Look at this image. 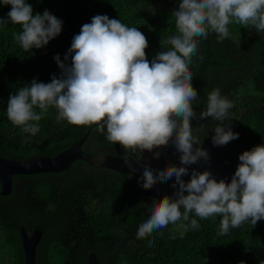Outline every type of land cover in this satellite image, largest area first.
<instances>
[{
  "label": "trees",
  "instance_id": "trees-1",
  "mask_svg": "<svg viewBox=\"0 0 264 264\" xmlns=\"http://www.w3.org/2000/svg\"><path fill=\"white\" fill-rule=\"evenodd\" d=\"M33 15L47 10L62 22L61 33L47 45L25 51L15 36L20 25L10 22L11 5L0 3V157L26 158L31 155L54 157L78 141L91 126L58 121V110L50 107L32 135L14 126L7 117L11 95L33 80L50 83L60 78L55 57L71 65L69 49L82 26L96 15L118 19L136 27L147 38L146 58L171 46L162 43L177 34L174 11L181 0H26ZM229 37L218 42L209 32L198 37V54L193 56L191 84L197 90L193 102L197 114L191 120L193 135L200 148L220 122L211 117L199 119L208 94L219 89L234 104L229 109L230 126L239 138L223 147H234L240 156L264 145V32L235 22L228 25ZM68 59H65V57ZM39 112V109H36ZM204 125L203 131L196 129ZM82 149L88 153L125 156V149L110 143L106 132L96 125ZM136 159L135 154H129ZM154 198L145 197L137 178L108 169H96L77 161L62 173L18 175L12 179V192L0 195V264H23L18 228L39 229L37 264H84L92 251L101 264H264V219L255 226L247 221L218 235L221 215L201 219L193 229L181 219L175 225L138 239L139 225L148 215ZM157 201V200H156ZM183 212V208H181ZM153 243L149 245V241ZM213 258L207 262V259Z\"/></svg>",
  "mask_w": 264,
  "mask_h": 264
},
{
  "label": "clouds",
  "instance_id": "clouds-1",
  "mask_svg": "<svg viewBox=\"0 0 264 264\" xmlns=\"http://www.w3.org/2000/svg\"><path fill=\"white\" fill-rule=\"evenodd\" d=\"M0 3L12 6L8 17L12 24L22 27L15 39L25 51L39 49L61 33L62 22L47 10L43 15H33L26 0ZM172 16L177 34L161 42L162 46L167 43L171 47L158 53L151 63L145 52L148 41L141 31L107 15L94 16L73 38L69 49L70 55L74 53L71 65L56 56L62 69L60 78L53 75L50 83L33 80L11 95L6 109L8 119L23 132L35 135L39 121L54 107L58 121L96 125L100 133L106 132L110 143H119L125 149L126 164L130 153L140 161L145 150L167 146L170 140L182 153L183 165L195 164L202 157L207 159L203 148L193 149L194 142L200 143V139L193 135L190 123L197 117L193 102L198 100V93L191 84L190 71L192 58L198 54L197 38L206 39L213 32L218 42H223L229 37L228 25L233 22L264 32V0H181L179 10ZM8 23L0 18V26ZM232 107L234 104L222 97L219 89L208 94L206 107L198 118L211 117L220 122L214 129V145H226L239 138L224 124ZM204 127L200 125L196 131H203ZM159 155L155 153L156 158ZM239 160L230 184L217 182L209 171L193 170L186 183L181 177L188 174L187 167L170 166L158 173L146 167L142 187L150 189L157 181L175 176L172 187L179 185L175 193L178 199L165 196L154 200L147 219L139 225L137 238L150 236L181 219L190 221L196 229L200 225L190 219L192 214L201 219L221 215L218 235H226L230 228H238L249 220L255 226L264 219V145L243 152ZM152 243L150 240L149 245Z\"/></svg>",
  "mask_w": 264,
  "mask_h": 264
},
{
  "label": "water",
  "instance_id": "water-1",
  "mask_svg": "<svg viewBox=\"0 0 264 264\" xmlns=\"http://www.w3.org/2000/svg\"><path fill=\"white\" fill-rule=\"evenodd\" d=\"M95 125H92L84 135L76 141L73 145L55 155L54 157H44L40 155H32L26 158H7L0 157V195L7 196L12 192V179L18 175H34L41 173H60L69 168L74 162L81 161L94 168H104L122 174H130L138 179L142 187L143 172L146 167H150L154 173H158L161 169H166L170 166L187 167L188 174L181 178L187 183L191 180L193 170L204 172L209 171L212 177L219 182L224 180L226 183H231L239 164L238 152L235 148H225L221 145L213 144V137L215 131L209 133V140L205 148L207 152V159L200 158L199 161L191 165H183L179 152L172 140L167 146L154 148L151 152L145 150L143 158L137 161L135 158L129 156V163L124 161L125 156H114L107 153H88L82 150V145L91 130ZM200 148L198 143L193 144V149ZM160 153L156 158L155 153ZM176 182L175 176L167 181H157L150 189L142 187L143 195L145 197L154 198L159 201L165 196L178 199L175 195L179 185L173 188L172 185ZM187 195V192H185ZM20 236V244L23 255V264H37L36 249L41 239V231L34 229L28 231L25 227L18 228ZM84 264H101L97 256L91 251L85 259Z\"/></svg>",
  "mask_w": 264,
  "mask_h": 264
},
{
  "label": "rangeland",
  "instance_id": "rangeland-1",
  "mask_svg": "<svg viewBox=\"0 0 264 264\" xmlns=\"http://www.w3.org/2000/svg\"><path fill=\"white\" fill-rule=\"evenodd\" d=\"M212 259H213V258H209V259H207V262H209V261H210V262H213V261H211Z\"/></svg>",
  "mask_w": 264,
  "mask_h": 264
}]
</instances>
